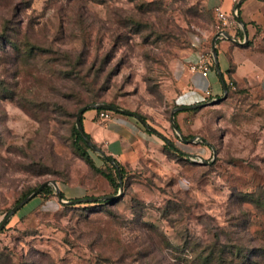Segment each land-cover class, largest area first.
Wrapping results in <instances>:
<instances>
[{
	"label": "rangeland",
	"instance_id": "374dc122",
	"mask_svg": "<svg viewBox=\"0 0 264 264\" xmlns=\"http://www.w3.org/2000/svg\"><path fill=\"white\" fill-rule=\"evenodd\" d=\"M14 1L28 56L4 53L0 43V224L23 194L49 180L64 200L115 198L90 206L62 203L47 185L54 195L37 194L0 229V264L261 261V73L220 101L175 117L182 137L197 138L185 157L139 145L136 156L122 158L93 141L125 169L116 192L81 156L72 135L82 107L109 103L141 115L167 142L185 148L171 122L177 107L173 67L192 49L194 35L214 31L206 0ZM231 1L235 8L238 0ZM5 4L0 0V25L9 17ZM249 24L255 36L247 45L264 71V18ZM89 111L99 120L101 111L87 110L84 117ZM119 115L145 127L134 116ZM90 153L103 166V156Z\"/></svg>",
	"mask_w": 264,
	"mask_h": 264
},
{
	"label": "crops",
	"instance_id": "0c3cea01",
	"mask_svg": "<svg viewBox=\"0 0 264 264\" xmlns=\"http://www.w3.org/2000/svg\"><path fill=\"white\" fill-rule=\"evenodd\" d=\"M206 4L211 11L215 6L220 5L224 11L233 15L234 7L231 0H206ZM240 15L245 25L247 37L243 28L238 25L228 28L226 31L240 42H235L225 36L217 39L218 69L214 65L209 69L208 75L203 76L201 72L192 71L189 68L190 64L199 59L203 50H211V41L216 34L215 31H207L201 36L194 35L192 37V49L175 61L173 75L177 90L175 95L177 106L210 102L223 96L222 80L225 83L232 81L236 86L245 88L256 81L260 73L257 82L260 90L264 92L263 65L252 56L250 46L247 45L255 36V28L249 23L264 18V2L245 0L242 3ZM93 116L94 113H90V111L85 113L84 131L98 145L117 149L122 158L128 155L136 156V149L139 145L164 146L166 140L164 135L163 137L159 136L144 127L137 128L131 121L132 117H120L122 115L115 114L108 119L99 118L95 121ZM192 143H184L185 148L181 149V152L185 156L192 152Z\"/></svg>",
	"mask_w": 264,
	"mask_h": 264
},
{
	"label": "trees",
	"instance_id": "16d2710c",
	"mask_svg": "<svg viewBox=\"0 0 264 264\" xmlns=\"http://www.w3.org/2000/svg\"><path fill=\"white\" fill-rule=\"evenodd\" d=\"M66 1H69V2H72V3L73 2L82 3L85 0H66ZM89 1H93V0H89ZM5 7H6L5 9H6L7 13L9 14V17H1V22H2L1 25H0V43L2 44L1 50H3L4 53L15 54L17 57H19V56L20 57L28 56V41L24 40L23 43L20 42L21 39H24L22 37L23 34H22V31H21V28L16 26V23H15V20H14V17H13L14 16L13 14H15L16 12H18L20 10V4H19V2L16 3L14 0H6ZM11 12H13V13H11ZM239 17L241 18V16H239ZM226 86H227V89H228V92H229V90L231 88L229 87L228 83H226ZM175 105L177 106L176 103H175ZM90 109L96 110L97 112L108 111V112H111V113H114V114H122V113L114 112V111H111V110H105V109H101V108L94 109V108L91 107V108H89L87 110H90ZM198 109L199 108H193V109H190V110L178 111V112L175 113V117L180 112H184V111L193 112V111L198 110ZM83 114L81 116L82 126H83V119H84V115ZM142 118L146 122V119L144 117H142ZM138 122H140V121L138 120ZM178 128L180 130L179 125H178ZM145 130H147V129H145ZM72 135L74 137V142H75V145L77 147V150L81 154V156L88 162V164L90 165L91 168H93L97 173L101 174L108 181V183H109L110 187L112 188V190L114 192H116L119 189V187H120L119 180L123 182V180L125 178V169L123 168V166L115 159H114V161H115L116 165L111 164L106 158L101 157V156H99V158L102 161L103 166H98L97 162L95 161V159L93 158L92 154L90 153V151H91L90 147L85 143V141L82 138L81 134L77 130L76 125H73ZM86 135L91 140L90 135L88 133H86ZM184 138L185 139H190L191 137L190 136H185ZM91 141L93 142V140H91ZM164 142H165L164 143V148L166 150H168V152H170L171 154H175V155L178 154L179 156L185 157V154L183 152H181L182 148L177 146L175 143L167 142V139ZM180 143L182 144V141ZM102 167L108 168L109 171H105L104 168H102ZM119 173H120L121 177H119ZM61 193H62V197L65 198V194L63 192H61ZM27 194L28 193L23 194L17 200V203L19 201H21ZM52 195H54V194H53V191L51 190V187L45 186L43 188V190L37 196L48 198V197H50ZM103 196H105V195H103ZM89 197H91V196H89ZM92 197H95V196H92ZM83 198H88V197L85 196ZM113 201H114V199H111V200H99V201H94V202L81 201L79 203L87 204V205L90 206V205H93V204L109 203V202H113ZM256 250H257L256 255L258 256V259H259L262 256L261 248L257 247ZM254 264H264V258L261 261H257V263H254Z\"/></svg>",
	"mask_w": 264,
	"mask_h": 264
},
{
	"label": "water",
	"instance_id": "95a60500",
	"mask_svg": "<svg viewBox=\"0 0 264 264\" xmlns=\"http://www.w3.org/2000/svg\"><path fill=\"white\" fill-rule=\"evenodd\" d=\"M243 2V0H238V2L236 3L235 5V8H234V17L238 23V25H240L244 32H245V36L247 37V34H246V29H245V25H244V22L243 20L238 16L237 14V10L238 8L240 7L241 3ZM222 35L225 36L226 38L228 39H231L235 42H240V41H237L235 40L227 31H223L222 32ZM220 37V34L216 33L213 38H212V41H211V53H212V56H213V60H214V65L215 67L218 69V61H217V52H216V41L217 39ZM220 75V74H219ZM221 77V76H220ZM222 86H223V90H224V94L222 97H219L217 99H214L210 102H207V103H199V104H194V105H182V106H177L175 107L172 112H171V122H172V127L173 129L176 131V133L179 135L180 139L183 141V142H186V143H192V142H196V139L197 138H192V139H185L184 137H182L180 135V130L178 128V125L175 121V113L178 112V111H182V110H190V109H193V108H201L207 104H213V103H216L218 101H220L221 99L225 98L227 96V93H228V89H227V86H226V83L224 82V80H222ZM90 106H84L82 107L78 113H77V116H76V128L77 130L79 131V133L81 134L82 138L84 139L85 143L92 149L94 150L95 152H98L100 153L103 157H105L109 162L113 163L114 165H116L115 161L110 158L109 156L106 155V153L101 149L99 148L97 145H95L89 138L88 136L86 135V133L84 132V129H83V126H82V122H81V116L82 114L89 108ZM91 107H93L94 109H105V110H111V111H114V112H118V113H122V114H126V115H131V116H134L136 117L141 123H143V125L150 131L156 133L157 135L159 136H162L163 135L157 131L156 129H154L152 126L148 125L144 119L142 118L141 115L137 114V113H134L132 111H129L127 109H123V108H120L118 106H115V105H112V104H109V103H95L93 105H91ZM194 157L196 158H199L200 160H202L200 158L199 155H194ZM203 161V160H202ZM205 163H209L207 161H204ZM119 177H121L120 173H119ZM52 184L55 188V193L58 197V199L62 202V203H70V204H76V203H79L81 201H85V202H94V201H99V200H111V199H114L115 198V195H105V196H95V197H88V198H82V199H72V200H64L63 197H62V193L60 191V188L57 184L56 181L54 180H49V181H45L43 182L39 187H37L34 191H32L30 194L26 195L21 201H19L17 204H15L9 211L8 215L3 219V221L1 222L0 224V229L7 223V221L9 220V218L14 215L24 204H26L29 200H31L33 197H35L37 194H39L43 188L47 185H50ZM122 183L120 181V187L119 189L121 190L122 189Z\"/></svg>",
	"mask_w": 264,
	"mask_h": 264
},
{
	"label": "built area",
	"instance_id": "2783aa9c",
	"mask_svg": "<svg viewBox=\"0 0 264 264\" xmlns=\"http://www.w3.org/2000/svg\"><path fill=\"white\" fill-rule=\"evenodd\" d=\"M213 13L216 19L214 25L215 33L220 34V37L223 36L222 32L226 31L228 28H233L237 26L234 15L228 14L222 9L220 5H217L213 9ZM214 66V60L210 49H205L200 53L199 59L190 64L189 68L192 71H199L203 76L208 75V71L211 67ZM228 85L231 89H235V84L232 81L228 82ZM101 119H107L109 117L106 111H101L99 114Z\"/></svg>",
	"mask_w": 264,
	"mask_h": 264
}]
</instances>
